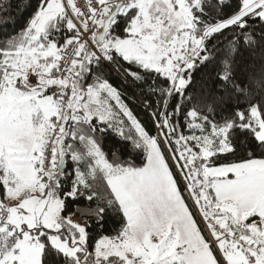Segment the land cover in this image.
<instances>
[{
    "label": "snow or ice",
    "instance_id": "1",
    "mask_svg": "<svg viewBox=\"0 0 264 264\" xmlns=\"http://www.w3.org/2000/svg\"><path fill=\"white\" fill-rule=\"evenodd\" d=\"M83 3L0 0V264H264V107L201 123L181 103L194 69L229 68L218 35L264 27V0L201 2L188 27L176 0ZM129 81L157 96V135ZM130 148L146 162H120Z\"/></svg>",
    "mask_w": 264,
    "mask_h": 264
},
{
    "label": "trees",
    "instance_id": "2",
    "mask_svg": "<svg viewBox=\"0 0 264 264\" xmlns=\"http://www.w3.org/2000/svg\"><path fill=\"white\" fill-rule=\"evenodd\" d=\"M24 2H27V0H24ZM201 2L207 5L210 3V0H191V13L192 8L195 7L197 15H199V5ZM225 2H232V0H225ZM223 16L224 13L219 8L213 6L206 8L203 20L211 24ZM201 31H203V25ZM237 36L240 38L239 43L235 45L236 51L232 53L229 45L233 41H236ZM246 36L247 39H245ZM217 42H219V49L217 51L223 50L229 53V68L225 70L222 67L223 58L221 57L219 67L209 65L206 68L201 67L199 71L194 69L192 71V81L187 86L186 93L183 95V100L181 101L186 111L194 110L195 114L199 116L201 123L205 118L208 119L209 123L213 120L222 122L224 118L231 117L237 109L246 110L250 103L260 104L264 107V27L260 26L258 22L250 23L247 33L244 34H241L239 27L229 28L222 35H218L213 41L214 44ZM218 72L220 75L226 73L227 80L219 79ZM141 87L146 86L141 85ZM125 88L127 89L125 94L133 110L146 126L152 128V135H157L158 133L153 127L154 121L149 119V115L146 114V106L141 103L145 95H150L154 109L156 107L157 96L147 91L142 94L140 88L130 81L122 86V90ZM177 99L179 100L180 98L178 97ZM209 106H211L212 111H209ZM150 111L149 109L148 112L150 113ZM160 139V147L168 155L167 145L163 143V137L161 136ZM104 143L106 146L110 143L107 137L104 138ZM116 155L126 167H139L142 162H146L145 154L138 153L131 148L127 156H120L118 152ZM169 163H172L171 160H169ZM73 207L75 208L76 206ZM74 216L78 217L81 221L83 220V217ZM96 228L97 231H105L103 234L114 235L115 231L119 228V217L108 216L104 219L103 224H97Z\"/></svg>",
    "mask_w": 264,
    "mask_h": 264
},
{
    "label": "rangeland",
    "instance_id": "3",
    "mask_svg": "<svg viewBox=\"0 0 264 264\" xmlns=\"http://www.w3.org/2000/svg\"><path fill=\"white\" fill-rule=\"evenodd\" d=\"M176 2L180 4V8L177 12L173 13L174 22L180 27L190 26L192 22V13L190 10V4L187 2V0H176ZM125 51L127 52V54L131 55L133 54L134 50L133 48L129 47V48H126ZM153 152H154V157H155L156 150H155L154 145H153ZM168 155L170 154L168 153ZM154 174H155V178L157 179V181L163 180L165 178L164 171L159 168L154 169ZM15 195L21 198H30L33 195V193L22 191V192L16 193ZM0 199H2V197H0ZM4 202L12 203V201H8V202L4 201ZM72 219L76 221H81L78 217H75V216H73Z\"/></svg>",
    "mask_w": 264,
    "mask_h": 264
},
{
    "label": "built area",
    "instance_id": "4",
    "mask_svg": "<svg viewBox=\"0 0 264 264\" xmlns=\"http://www.w3.org/2000/svg\"><path fill=\"white\" fill-rule=\"evenodd\" d=\"M77 3L84 8L85 13L87 14L88 11H90V9L88 8V6L86 4L83 3V0H77Z\"/></svg>",
    "mask_w": 264,
    "mask_h": 264
}]
</instances>
